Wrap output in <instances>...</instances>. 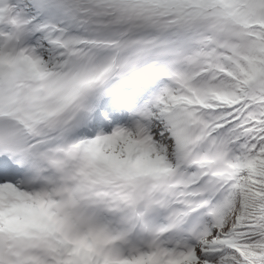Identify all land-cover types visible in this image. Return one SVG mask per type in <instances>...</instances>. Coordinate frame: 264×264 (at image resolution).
Returning a JSON list of instances; mask_svg holds the SVG:
<instances>
[{"label":"snow or ice","instance_id":"1","mask_svg":"<svg viewBox=\"0 0 264 264\" xmlns=\"http://www.w3.org/2000/svg\"><path fill=\"white\" fill-rule=\"evenodd\" d=\"M0 264H264V0H0Z\"/></svg>","mask_w":264,"mask_h":264}]
</instances>
